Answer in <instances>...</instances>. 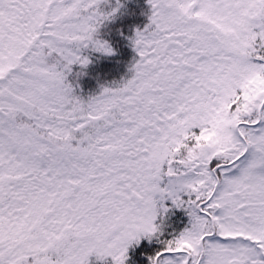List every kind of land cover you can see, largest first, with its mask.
<instances>
[{"label": "snow or ice", "instance_id": "6c2138e0", "mask_svg": "<svg viewBox=\"0 0 264 264\" xmlns=\"http://www.w3.org/2000/svg\"><path fill=\"white\" fill-rule=\"evenodd\" d=\"M147 4L0 0V264H264V0Z\"/></svg>", "mask_w": 264, "mask_h": 264}, {"label": "trees", "instance_id": "16d2710c", "mask_svg": "<svg viewBox=\"0 0 264 264\" xmlns=\"http://www.w3.org/2000/svg\"><path fill=\"white\" fill-rule=\"evenodd\" d=\"M125 14L113 24L109 25V29L113 30L110 39L116 53L113 56L94 55L92 63L87 69V75L79 80L80 87L77 88L78 94L87 96L98 90L99 83L118 82L121 79L130 77V65L135 57L134 50L129 46L128 42L115 35L114 29L122 28L128 35L133 27H143L148 22L150 7L147 0H123ZM79 68H74V72ZM71 80L72 77H69Z\"/></svg>", "mask_w": 264, "mask_h": 264}]
</instances>
